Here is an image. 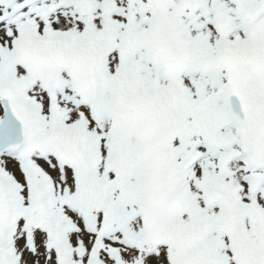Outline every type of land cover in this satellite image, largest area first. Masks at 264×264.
<instances>
[{
	"label": "bare ground",
	"instance_id": "6f19581e",
	"mask_svg": "<svg viewBox=\"0 0 264 264\" xmlns=\"http://www.w3.org/2000/svg\"><path fill=\"white\" fill-rule=\"evenodd\" d=\"M214 1L223 5L227 3L225 0H213L210 3L214 4ZM94 4L96 12L93 15H87L80 13L83 12L82 10L78 11V9L68 6L67 0H53V5L50 7L53 11V18H50L51 22L48 21L49 18H34L31 12L22 11L16 18H10L11 22H8V25L10 26V23L13 24L15 21L26 25L35 22L39 31L44 28L52 29L55 31L56 36L59 37L76 28V24L84 25L89 23L93 24V27L88 25L90 30H95L101 36L102 41L108 43L110 41L109 37L115 36L116 30L125 25V19L130 14L129 9L120 0H94ZM109 5H111V8ZM110 9L112 16L108 14ZM184 19L181 17L183 23ZM187 20L186 17V22ZM53 25L60 30L53 28ZM208 25L209 20L198 17L194 25H190V27L186 25L185 28H194L192 31L195 33V37H198L199 34H210ZM241 26L243 24L240 22V18L234 15L233 28L235 32ZM242 31L243 34L249 33L243 28ZM4 34L6 36H2ZM12 36L11 28L5 24L2 28L0 27V166H13L14 175L19 179L22 186L23 202L21 207L26 206L28 200L31 199L30 194H27L28 187L31 190L36 180L41 181L43 184L42 171L51 172L50 177L60 183L58 187L54 186L52 191L57 194V205L54 213L55 215L58 213L63 217L65 243L68 251L63 261L59 262L56 258L54 264H83L87 253L86 249L92 243L93 236H96V230L99 228L107 229V235L104 238L98 259L100 264L102 260L110 264L122 260L135 261L137 259L145 261L144 264L147 262L152 264L153 261L159 258L167 259V264H170L172 261L171 257L180 258L187 264L185 259L192 254H199L200 256L194 264H235L237 260L236 253L234 254L230 245H232L233 241L234 243L236 242V235L228 239L217 226L226 201L220 206L219 204L206 202L210 191L216 185L223 186L230 192L239 191V187L245 193L249 190L248 187L250 185L247 182L249 179L245 178L246 173L242 166L235 162L242 144L235 128L229 122L219 120L220 125L215 128L220 139L218 147L210 145L203 151L198 148L199 145L192 138L187 141L188 145L183 139V141L177 140L180 145L175 162L179 167L180 164L183 165L182 169L187 168L190 170L191 189H195L196 193L194 195L198 205L203 206V209L199 210V228L202 226L206 227V233L200 238L199 242L197 239L191 245L182 244L181 246H176L174 243H168L166 247V244L161 243L162 245H159V247L153 246L148 236L147 224L140 210L129 205L116 191L113 193L118 196L116 197V216L109 222L104 221L101 215L103 210L99 194L91 190L90 177L88 178L87 176L89 173H95L97 181L106 188L107 192L112 189V181L117 179H126L128 190L139 188L141 183L136 175L127 173L128 171L133 172L137 168L138 161L135 158L139 154L147 152L137 129L130 132L120 127L118 129L120 133L116 135L114 130H111L109 117L108 120L103 118L104 104L102 103L103 97L101 93L95 98H91L81 96L70 87H64L63 84L60 87L45 84L42 81L44 70L39 67L34 69L35 65L21 59L19 45L13 42ZM237 36L236 33L235 37ZM213 41H216V38ZM147 45L148 39H146L143 48L140 43L137 44V50L141 51V54L140 57L137 56L136 61L131 65V69L134 70L132 72L133 76L142 77L148 84H153L157 80V84L162 83V85L158 86L163 88L167 97H175L170 91L172 83H169V79L166 76H161L158 73L160 64H152L151 51ZM107 46L109 51L112 52L113 46L110 44H107ZM22 71H25L24 79L29 83L27 90L24 91L25 100L30 109L40 112L41 121L49 120L51 115L46 99L52 94H58L61 97V103H59L60 111L57 117L65 124L66 128H80L86 126L87 122L90 123L96 134L91 136V146L97 148L101 145L104 150L102 156H100L101 162L98 166L85 167V170L84 163L78 167H72L67 162H58L49 147L36 150L31 158L15 153L17 138L20 133L19 126L15 122L12 125V121L18 122V120L15 111L9 104L15 96L14 91L17 89L8 80L13 74L22 73ZM220 79H223V73L220 71L211 74L193 73L191 77L186 78L189 84V90L187 88L189 100L199 97L198 93H201L200 96L204 95L209 98L208 109L213 120L221 111L226 109L222 94L224 91L219 84ZM3 86L7 88L6 92H3ZM171 110L174 115L181 114L179 104L178 106L173 105ZM190 126L186 124L182 130ZM97 138L98 140L96 141ZM203 141H205L204 138ZM123 145L126 146L125 153L128 156L122 154L119 150ZM132 152H136V155H131ZM188 155L191 156L190 161L183 160L179 162L180 159L184 156L188 157ZM31 159L37 160V162L38 160H43L45 164L42 165L41 169L37 166L38 164H34L31 171H23V164ZM132 166H134L133 171L130 170ZM79 170H84L83 176H79ZM126 170L128 171L126 172ZM260 178L263 181L261 182L259 199L264 203V174H260ZM80 181L82 185H80ZM83 187L89 189H85L84 194L81 195L79 193ZM201 194H203V197H201ZM244 197L245 194L242 199ZM121 205L122 207H120ZM22 209L23 212L28 211L25 207ZM120 212L127 213L129 216L119 217L118 213ZM11 223H0V243L6 240L12 241L17 264H29V258H32V264H49L50 259H53V255L48 249L49 245L51 247V242L48 238L45 239L41 236L46 233L38 227L36 218L28 214L25 219ZM199 236L201 235L199 234ZM23 239L26 240L28 250H25L23 246V243H25ZM41 246H46L47 250L42 249ZM150 252L152 253L148 254ZM233 254L234 261L232 259ZM34 257L37 260H34ZM103 257L105 259H102Z\"/></svg>",
	"mask_w": 264,
	"mask_h": 264
},
{
	"label": "rangeland",
	"instance_id": "374dc122",
	"mask_svg": "<svg viewBox=\"0 0 264 264\" xmlns=\"http://www.w3.org/2000/svg\"><path fill=\"white\" fill-rule=\"evenodd\" d=\"M1 28H2V27H1ZM8 163H9V161H8ZM6 167H7L10 171H12V172L14 171L13 166L8 165V166H6ZM72 218H73V216H72ZM18 242H19V241H18ZM18 242H17V243H18ZM18 245H19V243H18ZM23 246H24V243H23ZM41 248H43V247H41ZM34 258H35V257H34ZM160 260H163V259H162V258H159L158 261H153L152 264H160V263H159ZM53 263H54V260H52V264H53ZM49 264H51L50 261H49ZM150 264H151V262H150Z\"/></svg>",
	"mask_w": 264,
	"mask_h": 264
},
{
	"label": "water",
	"instance_id": "95a60500",
	"mask_svg": "<svg viewBox=\"0 0 264 264\" xmlns=\"http://www.w3.org/2000/svg\"><path fill=\"white\" fill-rule=\"evenodd\" d=\"M12 125H14V123Z\"/></svg>",
	"mask_w": 264,
	"mask_h": 264
}]
</instances>
